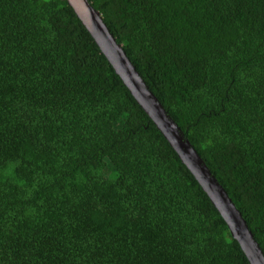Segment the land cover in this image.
Returning a JSON list of instances; mask_svg holds the SVG:
<instances>
[{
    "label": "trees",
    "instance_id": "16d2710c",
    "mask_svg": "<svg viewBox=\"0 0 264 264\" xmlns=\"http://www.w3.org/2000/svg\"><path fill=\"white\" fill-rule=\"evenodd\" d=\"M264 256V0H87ZM0 264H248L65 0H0Z\"/></svg>",
    "mask_w": 264,
    "mask_h": 264
},
{
    "label": "water",
    "instance_id": "95a60500",
    "mask_svg": "<svg viewBox=\"0 0 264 264\" xmlns=\"http://www.w3.org/2000/svg\"><path fill=\"white\" fill-rule=\"evenodd\" d=\"M65 1L135 103L207 196L225 224L230 237L238 244L247 263L264 264V256L239 211L209 172L180 128L149 91L120 45L109 33L99 13L87 0Z\"/></svg>",
    "mask_w": 264,
    "mask_h": 264
}]
</instances>
